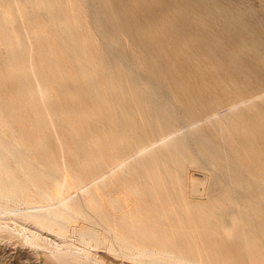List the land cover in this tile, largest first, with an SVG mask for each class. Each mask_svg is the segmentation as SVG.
Instances as JSON below:
<instances>
[{
    "label": "bare ground",
    "instance_id": "bare-ground-1",
    "mask_svg": "<svg viewBox=\"0 0 264 264\" xmlns=\"http://www.w3.org/2000/svg\"><path fill=\"white\" fill-rule=\"evenodd\" d=\"M157 2L0 0V221L12 213L31 220L37 229L22 236L36 248L39 230L61 237L71 228L87 250L84 260L101 246L147 264H264V150H239L240 138L251 145L264 138L237 115L264 103V87L227 107L216 101L204 122L179 115L175 96L157 82L176 81L165 46L172 45L173 27L174 39L186 31L168 15L156 21L164 6ZM214 8L246 33L245 45L264 63V40L243 18L246 11ZM190 10L191 22L209 37L208 20ZM256 23L264 30V21ZM225 52L245 72L240 52ZM257 117L264 127L263 115ZM188 164L203 177L187 178ZM72 188L81 196L68 193ZM68 248H51L42 258L82 264Z\"/></svg>",
    "mask_w": 264,
    "mask_h": 264
},
{
    "label": "rangeland",
    "instance_id": "rangeland-1",
    "mask_svg": "<svg viewBox=\"0 0 264 264\" xmlns=\"http://www.w3.org/2000/svg\"><path fill=\"white\" fill-rule=\"evenodd\" d=\"M155 1H158L157 3H160V5H162V6L164 4V6L167 7V9H164V6L163 7L159 6L160 10L157 11V13H156V21H159L158 18L160 16L162 18L163 15H168L170 17V19L172 18L173 22H175L176 26H178L181 30L187 32V33L184 32V34H186V35L184 37H181V39L180 38L174 39L176 34L174 33V31H172V30H175V27H173V29H171V37H170L171 43L173 46L172 45L171 46H168V45L165 46V48L167 49L169 54L174 58V64L172 65L171 71L176 76L175 77L176 81L174 82L172 79H169L168 81H166L165 79H159V81L157 82L158 84L165 87L164 88V90L166 91L165 94L169 91L167 93V96L169 98L171 95L175 96V103L177 105L176 111L179 110V112H180V110H181L180 113L177 112V113H179V115L185 114L186 116L193 118V121L204 122L203 120H205V118H206V114L208 113L207 111L210 109V107L212 105H214L216 103V101L222 102L224 104L223 107H227L228 105L231 104V102L233 100H239L241 98H249L250 96L258 93L257 88H263L264 87V81H263L264 80V63L260 62L256 58V56H253L250 46L248 47L247 45H245L244 40H247V42L250 43V40H248V36L246 35V33L239 35L237 32H235L233 30V27L229 26L228 24H225L223 19L220 16V14L218 13L217 9L215 10V8H214L215 6H217V7L224 9L225 11H229V12L232 11L234 13H239L243 9L244 11H246V14L242 15L243 18L248 19V21L251 24L250 28L255 32V35L258 38H260L261 40H264V30H263V28H261L256 23V22L259 23L260 21H264V19H263L264 18V0H208V2H205L204 0H197V1L196 0H194V1L193 0H166V1L165 0H155ZM164 1L166 4L164 3ZM199 2L203 3V4H200ZM189 4L192 7H189L188 6ZM206 5H208L209 7L208 6L206 7ZM244 5H246V6H244ZM175 7H176V9H175ZM191 8H194L195 14H200L203 18H205L206 21L208 20L207 24H208V27H210V28H208L207 35L209 37H203L204 33L202 34L200 32L199 25L198 24L195 25V24H193V22H191V19L188 17L189 13L192 12L190 10ZM186 10H188V11H186ZM209 15H211V16H209ZM175 16H176V18H175ZM254 19L256 22L253 21ZM178 23L180 24V26ZM185 25H187V26H185ZM181 26L183 29L181 28ZM211 28H213V29H211ZM194 32H195V34L192 35ZM199 33H200V35H199ZM196 34H197V36H196ZM190 36L192 38H194V37H196V38L192 39ZM187 37H189L190 39ZM182 40L183 41L186 40V42L184 41V43H183ZM216 42L221 43L222 48L218 47L215 44ZM186 43H187V45H186ZM204 45H206V47ZM194 48L196 49L197 52L195 51ZM197 48H199V49H197ZM90 49L94 52L96 50V47H91ZM180 49L182 52H180ZM232 49H234V51H236V52H240V55L242 58L239 59V61H237V62H239V65H241L240 67H242V69L245 72H240V71L237 72L236 69H234L235 65L232 63V60L230 59L231 56H229L228 52H225V51H229ZM261 49H264V48H261ZM209 50H214V51L213 52L211 51L212 53H210ZM237 50H239V51H237ZM204 51H207V53H204ZM184 55H185V57H184ZM196 55H197V57H196ZM191 56L193 57V59ZM188 57H190L192 61L190 60V58L187 59ZM195 58L198 59V61H199L198 64L196 61H194ZM224 62H226V63H224ZM228 63L230 65H228ZM252 63L254 65H252ZM243 65L245 66V68L243 67ZM199 66H201L202 68ZM229 67L234 69L236 73L234 72V70L232 71V69H230ZM198 68L200 69V71L198 70ZM226 68H228V70ZM235 68H236V66H235ZM223 70H224V73H223ZM237 73H238V75H236ZM239 73L240 74L242 73V74L239 75ZM244 73H246V74L243 76ZM224 74H225V77H224ZM227 74H228V76H227ZM248 76L251 77V79H249ZM221 78H222V80H221ZM182 81H183V83H182ZM218 81H220V82H218ZM222 81H225V82L223 83ZM231 81L233 82V84H231L232 83ZM241 81L243 82V85H241L242 84ZM167 82H168V84H170V86H168ZM177 85L183 87L184 89L186 88V90L183 91V90L179 89ZM169 87H171V89ZM214 88L217 90H215ZM222 88H224V89H222ZM193 91H194V94H193ZM173 92H174V94H173ZM228 92H229V94H228ZM184 93H189V94L193 95V97L188 98ZM199 100H201L200 104L198 103ZM186 101H187V103H186ZM192 101H194V102H192ZM257 101L258 100L255 101V106L257 108L256 110L253 109L252 111H249V110H247V108L242 107L237 111V115L241 114V118L246 123H248L251 126L256 128L257 138L258 137L264 138V127L261 124L257 125L258 124V117H257L258 114H261L264 117V103H262L261 101H258V102ZM181 104H182V106H181ZM182 112H184V113H182ZM247 118H248V120H247ZM254 122H255V124H254ZM240 125L241 124H239V123L237 124L236 130L240 134V136H242L241 130H240ZM218 137H216V138L218 139V141L221 142L222 137H219V138ZM239 144H240L239 150H240L241 154L246 152V151L252 152L251 148L264 150V141H261L259 139H257V141H255L254 145H251L247 139L240 138ZM249 147H250V151H249ZM226 149L228 152H230L228 150V147ZM263 155H264V153H263ZM186 169L187 170H185V175L187 178H191V177H194V178L201 177L202 178L203 177V172H202L201 168H197V167L193 166L192 164H188ZM200 173H202V174H200ZM79 189L80 188H72V189H70V191L68 193H70L72 195L75 194L76 196L80 197L82 190L79 191ZM209 191L210 192L212 191V193H217V190L214 187L213 188L211 187V189ZM201 195L203 196V194H201ZM19 207L20 206H15V205L11 206L12 209H15V212H17ZM0 213H2L1 210H0ZM5 216H7V215H5ZM18 216L19 215H14L12 213V214H8L7 217H9V218L5 217V218H7L6 220H4L5 219L4 216L1 217L3 220L1 219V221H0L1 222L0 226H2L0 228H3V227L4 228H3V230L0 229L1 230L0 231V264H49L48 262H46L42 258V257H44V253H48V251H51V248H53V249L56 248V249H60V250L65 251V250H67L68 247L66 248L64 246L69 245L68 243H71L69 246L70 248H68L69 249L68 252H71L72 254L80 257L82 259V264H147L144 261L139 260L137 262V260L129 259L127 257L125 258L124 256H121L118 254L116 255V254H114L115 252H113L112 250H109L108 248L101 247V246L98 248H92L93 251L90 250L88 252L89 255L87 254L86 255L87 257L84 260L83 257L85 255L83 256V254H84L83 252H87V250H85L84 247L81 245V243L79 241H77L78 239H77L76 235L74 234V236H73V232H72L71 228L68 229L69 233L67 231L61 237H60V235H57V234L50 232V231H47L46 229L45 230H39L38 229L39 232L41 233L40 237L42 238L43 244L41 243L36 248L34 245L29 243V241H27L26 238L28 237L27 233L30 232L29 229L34 230V228L35 229H37V228L35 227L34 223L30 224L32 222L31 220L25 219L26 220V224H25V220L21 219L19 217V219H21V222H19L20 220L18 219ZM14 219L17 220V221L15 220L14 223L17 222L16 225H18V227L15 226V224L13 225ZM6 223H8L7 224L8 227L11 226V227H13V228L15 227V228L14 229L11 227L8 228ZM9 223H11V225ZM19 224L21 225V227L24 228L23 230L25 232L23 230L22 231L18 230V229H20ZM29 224H30V226H29ZM26 225L28 228L26 227ZM32 225H34V226H32ZM29 227H31V228H29ZM9 230H11V231H9ZM19 231L21 233L20 235L18 233ZM12 232L14 235L12 234ZM23 232L26 234H24ZM5 233H6V236H5ZM7 233L11 234V237H8L10 235H8ZM53 234L56 236H54ZM70 234H72V235H70ZM22 235H24L25 237L27 236V237L25 238ZM44 235H46L47 237ZM13 236L16 239H13ZM22 237H23V239H25L26 243L28 242L27 244L24 243V240L22 239ZM44 239H47L48 241L46 240L47 241L46 242ZM64 243H66L67 245H65ZM29 244H31L32 246ZM21 246H22V248H21ZM71 246H73V248ZM62 247H64V248H62ZM79 247H81V249H79ZM16 248H19V250L18 249L16 250ZM71 248L75 249L77 251L74 250L72 252ZM32 249H33V251H32ZM78 249L80 250V252ZM20 251H21V253H20ZM23 251L24 252L27 251V252L24 253ZM31 251L33 254H31ZM38 251L40 253H37ZM111 252H113V254ZM80 255H82V256H80ZM100 255L103 258L100 257ZM91 256L94 260L91 258ZM88 257H90L91 259ZM87 258L89 260H87ZM95 260H96V262H95ZM131 260H133V261H131Z\"/></svg>",
    "mask_w": 264,
    "mask_h": 264
}]
</instances>
